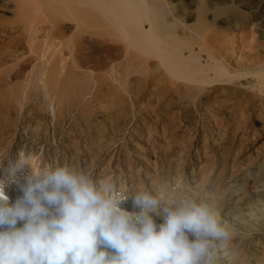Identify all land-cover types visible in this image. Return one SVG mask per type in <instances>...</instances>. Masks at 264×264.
I'll use <instances>...</instances> for the list:
<instances>
[{"label":"rangeland","instance_id":"rangeland-1","mask_svg":"<svg viewBox=\"0 0 264 264\" xmlns=\"http://www.w3.org/2000/svg\"><path fill=\"white\" fill-rule=\"evenodd\" d=\"M4 1L0 0V5ZM166 2L172 9L179 10L178 14L186 20L182 19L184 23L212 24L216 16L217 34L224 40H233L230 47L235 53L242 54L246 50L245 56L255 52L254 47L264 44V0ZM44 20L41 18L39 28L48 29L39 33L37 51L41 52L53 39L58 42L51 57L52 61L53 58L59 61L57 64L60 58L66 61L67 73L62 77L67 78L69 57L64 56V52L60 54L62 40L60 36L52 37L54 33L51 34L49 24H43ZM63 25L69 26V22ZM230 32L234 34L233 39ZM65 40H69V35ZM43 63L41 59L28 65L25 70L29 79L12 81L7 94L4 97L0 94V167L7 168L21 153L28 158L32 171L70 167L87 174L93 181L111 182L118 193L128 196L121 208L129 212L141 211L133 206L132 197L142 190L154 195L163 193L169 197V202L184 197L203 202L230 232V240L215 253V264H264V227L254 233L245 232V227H236L234 223L241 222L243 215L238 214L236 218L234 210L246 205L238 203L235 208L233 204L238 200L234 199L227 207L232 202L224 201L232 187H238L240 176L248 173L242 172L248 160L252 161L258 153L264 157L263 149L257 152L261 143L250 147L247 133L235 131L243 121L244 96L207 92L195 104L187 99L179 101L177 97L170 104L167 99L149 98L142 93L141 98L136 95L135 102L130 97H120L116 102L98 97L99 101L90 94L97 86L85 79L86 83L80 79L81 83L78 82L76 74L70 93L68 91L65 100L60 101L54 90V95L49 93L50 88L43 79H37ZM22 84H28L25 97L18 92ZM257 120L255 128L261 130L264 122ZM3 176L4 171L0 169V178ZM249 180L247 192L255 190L258 183L254 176ZM173 188L175 191H171ZM5 193L10 204L23 195L17 184H10ZM152 215L158 226L163 223L162 217ZM18 226L22 227V223ZM189 239L195 237L189 235Z\"/></svg>","mask_w":264,"mask_h":264},{"label":"bare ground","instance_id":"bare-ground-1","mask_svg":"<svg viewBox=\"0 0 264 264\" xmlns=\"http://www.w3.org/2000/svg\"><path fill=\"white\" fill-rule=\"evenodd\" d=\"M3 3L0 5L1 97L10 90L12 81L29 79L26 67L41 59L44 63L37 79H43L49 93L54 95V90L60 101L70 93L76 74V80H89L97 86L95 92H90L96 99L107 97L114 102L120 97H130L135 102L136 95L145 93L149 98L167 99L170 104L176 97L195 104L207 92L232 93L244 96L243 121L235 131L244 130L248 145L256 147L261 143L257 152L264 150V124L261 130L255 128L257 119L264 122V44L245 56L246 50L235 53L230 45L233 40H224L217 34L216 16L212 24L184 23L186 20L178 14L179 10L169 7L166 0H5ZM41 18H45L43 24L50 25L52 37L60 36L62 40L60 54L64 52L69 57L67 78L62 77L67 73L66 61L61 58L59 64L54 58L52 61L53 48L59 46L58 42L48 39L47 47L44 45L46 48L37 51L39 33L48 29L39 28ZM64 22H69V26L63 25ZM66 35L69 40H65ZM230 36L233 39V32ZM26 85L22 84L18 91L24 97ZM248 162L241 170L248 173L240 176L238 187H232L224 201L232 202L227 207L234 199L238 200L233 204L235 208L238 203L246 205L234 210L236 218L243 215L242 221L234 224L254 233L264 227V157L258 153ZM252 176L258 183L255 190L247 192V181Z\"/></svg>","mask_w":264,"mask_h":264},{"label":"clouds","instance_id":"clouds-1","mask_svg":"<svg viewBox=\"0 0 264 264\" xmlns=\"http://www.w3.org/2000/svg\"><path fill=\"white\" fill-rule=\"evenodd\" d=\"M0 169V264H215L230 240L209 207L189 197L137 191L141 211L129 212L111 182L67 166L32 171L21 153ZM10 184L23 193L14 204Z\"/></svg>","mask_w":264,"mask_h":264}]
</instances>
